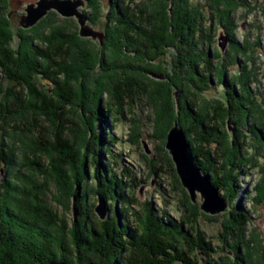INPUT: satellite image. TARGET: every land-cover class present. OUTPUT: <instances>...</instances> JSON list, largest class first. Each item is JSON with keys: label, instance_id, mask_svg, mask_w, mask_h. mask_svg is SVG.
Here are the masks:
<instances>
[{"label": "trees", "instance_id": "16d2710c", "mask_svg": "<svg viewBox=\"0 0 264 264\" xmlns=\"http://www.w3.org/2000/svg\"><path fill=\"white\" fill-rule=\"evenodd\" d=\"M88 1L101 12L99 0ZM145 1L107 0L109 11L103 25L107 42L102 50L97 45L84 48L75 30L59 24L38 42L32 35L38 26L19 29L15 49L10 19L4 13L0 15V78L10 84L0 101V264H264V244L249 229L253 211L232 203L241 189V166L253 162L243 154L251 146L244 129L254 139L258 152L264 126L257 124L263 116L248 123L256 111L253 114L232 82L226 86L224 100H207L202 95L213 79L214 65L206 46L213 37L214 9L221 0H202L209 6V26L199 13L202 5L192 6L189 0ZM3 4L0 0L4 12ZM53 12L43 21L56 14ZM99 12L93 18L96 22ZM218 19L226 28L233 23L232 19ZM88 70L97 73L91 86L85 83ZM158 72L167 74V79L159 81L147 75ZM244 78L238 82L247 90ZM173 88L180 93L178 105L173 100ZM103 94L109 96L104 104ZM134 95L154 110L152 137L162 139L164 163L153 172L169 170L179 183L176 167L163 145L176 120L202 171L214 172L213 184L231 204L230 210L222 214L218 246L200 229L199 216L214 221L220 217L202 213L181 185L184 198L180 201L179 221L167 210L155 211L151 202L142 204V212L138 213L134 209L136 200L120 195L131 208L125 213L126 223L121 224L114 214L101 219L95 204L88 200L93 189L86 178L87 160L82 155L92 146L96 154L100 144H105L108 157H114L109 146L118 142L110 129L104 137L95 134L96 122L114 119L118 114L124 119V110L134 104ZM261 97L256 101L264 102V95ZM251 104L264 112V104H256L254 99ZM77 117L81 122L76 121ZM228 119L236 125L231 138L225 126ZM139 132L138 128L134 135L139 136ZM78 135L81 142H77ZM23 139L28 141V151L25 163L18 165L15 157L20 149L21 153L25 150V145H18ZM25 164L31 170L36 167L37 175L27 174L26 170L14 173L16 165L22 168ZM91 164L103 186L102 192L97 189L94 194L99 193L106 201L109 195L118 200L129 183L117 173L112 179L103 178L96 157ZM261 171L264 174V168ZM124 174L131 171L125 169ZM35 176L44 181L52 178L57 183L64 206L69 207L73 198L76 217L67 220L59 206L50 207L43 196L46 191L36 186ZM256 191L258 195L252 199L255 207L264 204V184H258Z\"/></svg>", "mask_w": 264, "mask_h": 264}, {"label": "rangeland", "instance_id": "374dc122", "mask_svg": "<svg viewBox=\"0 0 264 264\" xmlns=\"http://www.w3.org/2000/svg\"><path fill=\"white\" fill-rule=\"evenodd\" d=\"M37 1L38 0H4V4L2 5L4 7V12L3 10H0V15L4 13L5 17L8 20L10 19V26H12L10 28H12L13 31L12 44L15 49L17 48L16 44L20 40L19 29H33V27L38 26L37 30L35 31L36 33L31 32L34 36V42H38L41 41V36H43L46 31H51L52 29L58 27L57 24L61 25L63 28L67 27L69 29L75 30L77 35L80 37L81 45L84 48L90 49L97 45L99 49L102 50V48L106 47V37L104 40V45H101L99 39H94L91 36H82L80 34V24L77 17H67L59 14L56 10H51L48 12V14L52 11L56 13L55 15H51L49 18H47L48 20L46 19L43 21L48 15L47 14L33 26L29 28H23V26L20 25V16L26 13V7L28 4L36 3ZM137 2L147 3L145 0H137ZM189 3L192 6L202 5L199 13L203 14L204 23L209 26L212 21L211 15L208 11L209 6L207 3L202 0H189ZM99 5L101 12H99L98 8L95 5H92V3H90L88 0H84V5L79 7L78 10L88 17L87 23L94 30L104 31L103 25L106 21L105 15L109 11L108 2L107 0H99ZM98 12V22H96L93 18H95ZM214 13L218 18H223V21L232 19L233 23H229L227 28L224 25V28L216 16L213 18L215 22H213V37L211 40H209L206 46L211 62L214 65L213 77H211V79H213L210 80L211 83L208 82L209 90L204 91L202 95L207 100H224L227 89L226 86L232 82L235 85L236 93L239 95V97L245 99V101H247V103L253 109V114H255L256 111L255 117H250L248 123H255L257 116H263V119H261L257 125L264 126V112L262 111L263 108L261 107L260 109V107L258 108L251 104L252 99H254L256 104L258 103L261 106L264 104V102L258 101L262 98L261 96L264 95V0H237V2L232 3H227L225 0H221V2L215 6ZM221 35H225L228 38L225 49H222V47L219 45ZM170 56L171 55L169 52L167 59ZM95 71L96 70H88L90 75L85 78V83L87 86H91L94 83L95 77H97V73ZM147 75L159 81L167 79V74L163 72L151 73ZM242 76L245 77L243 81H246L249 86L247 90L243 88V86H241L238 82L241 78H243ZM146 81L149 82V80ZM41 82L44 83V80H41ZM150 82L152 81L150 80ZM8 85L10 84L6 82V79L0 78V91L8 88ZM77 85L79 87L80 84L77 83ZM249 93L252 95H249ZM179 96L180 93L178 89L173 88V100L176 105H178ZM3 97L4 91L2 93L0 92V101ZM108 98L109 96L107 94H103L102 103L104 104ZM256 98H258L257 101ZM134 104H132L131 107L128 106L124 110V119H122V117L118 114L114 117V119L109 117L105 120L103 119L100 122H96L94 127L95 134L104 137L106 130L110 129L117 137L118 142L117 144L111 143L112 146H109L114 151V157H108V153L105 151V144H100L99 149L96 148V154L94 151L95 148L92 146L90 147V151L86 150V152L82 155L87 160L86 178L89 180L88 184L95 191L97 189L99 192L103 191V186H101L102 182L100 183L99 180H97L98 173L96 172V167L91 164L92 158L96 157L100 161L102 172L101 176L103 178H107L108 176L110 178L113 173H117L119 178L129 183V187H124L122 189L118 200H115L110 195L109 199H107V201L105 200L107 216L114 214L118 217V220L121 224L126 223L125 213L131 212V208L128 201L122 200L120 196L122 195L124 199L128 200L127 196H129L131 197V200H136V207L134 209L135 211L137 210L138 213L142 212V204L151 202L155 211H161V209L167 210L171 217L179 221L182 217L180 201L182 202L181 199L182 197L184 198V194L181 191L180 185L182 187L183 185L181 184L179 177V183H176L169 170L165 169L163 172L161 171L158 174L153 172L156 170L155 167L164 163V159L162 161L164 154L160 149L162 147V139L152 137L155 133L153 120L154 110L150 106L148 107L145 105L144 100L137 95H134ZM102 114L105 113L103 112ZM76 121L79 123L81 122V119L77 117ZM225 126L228 133L227 135H229L231 138V134H234V127L236 125H233L228 119L226 120ZM138 128L140 129V134L139 136H136L134 134ZM241 128L240 130L242 131L243 127ZM244 131L246 132L244 136L247 138V141L251 146L245 148L243 154L252 158L253 162L241 166V189L239 195H236L232 203L235 205L241 204L247 210L251 209L253 211L249 229H252L255 237H257V239L262 241L264 244V204H259L257 207H255L254 200L252 201V199L256 198L258 195L256 191L258 184H264V181H262L264 174L261 171V169L264 168V132L263 138L261 139L263 143L260 142V145L257 147L259 149L258 153L257 150L255 151L254 149V146L256 145L254 139L251 140L250 135H248L250 134L249 131L246 129H244ZM167 135L163 145L167 154L171 158L172 156L169 150L166 149ZM93 140L95 141V139ZM77 142H81L79 135ZM27 143V139H23V142L18 143V145L21 146L25 145V150L21 153L19 151H22V149H20L18 151V155L15 157V161H17L18 165L23 164L26 161L24 157L25 151H28V148L26 147ZM82 144L84 145L82 146ZM82 144L80 145V149L81 151H84L85 143L83 142ZM151 159L153 161H151ZM155 161H158L159 163ZM244 161H246L245 158ZM165 163H167L166 160ZM18 165H16L14 173L19 170H26L27 174L37 175L39 171L36 167L32 168L31 170V167L28 164H25V167L22 168ZM125 169L130 170L131 174H124ZM31 171L33 173H31ZM204 173L211 179L214 178V172ZM31 177H33V175ZM10 178L14 179V175H12ZM38 178L39 181L37 183ZM34 179L36 180V186L39 189L41 186L43 190L46 191V194L43 196L45 197L46 202L48 201V205L50 207L59 206L60 213L64 215L67 220L71 221L74 216L76 217L75 200L73 198L71 199L69 207L61 204L57 183H55L52 178H48L44 181L42 177L35 176ZM99 179L102 180V178ZM110 179H112V177ZM15 182L17 183V180H15ZM21 184L23 185L24 183ZM123 184L124 182L122 185ZM93 190L89 191L90 193L88 195V200L90 203H94V208H96L99 204V198H104V196L100 195L99 193L94 194ZM188 194L189 193H187V195ZM246 197L248 199H246ZM56 199H58L59 202ZM168 201L170 202L168 203ZM201 203V196L198 194V199L195 204L200 207ZM228 205L231 204L228 202ZM229 210L230 209L228 207L225 211L216 215H211L201 210L202 213L209 215V217H220L219 221H214L209 220L203 215L199 216L200 229L204 232L207 239L213 242L214 246H218L219 243L218 233L220 231V221H222V214L228 212ZM186 227L187 226H185V228Z\"/></svg>", "mask_w": 264, "mask_h": 264}, {"label": "water", "instance_id": "95a60500", "mask_svg": "<svg viewBox=\"0 0 264 264\" xmlns=\"http://www.w3.org/2000/svg\"><path fill=\"white\" fill-rule=\"evenodd\" d=\"M84 5V0H38L36 3L28 4L26 13L20 16V25L29 28L45 17L49 11L56 10L59 14L67 17H77L80 24V34L85 37L99 39L104 45L105 32L94 30L88 23V17L78 10ZM228 38L221 35L219 45L222 49L227 46ZM157 76V75H156ZM147 148V147H146ZM166 149L171 154L176 172L183 187L188 191L191 200L196 203L198 194L202 203L200 208L211 215H216L228 208V202L220 196L219 189L213 184L212 179L206 175L198 165L194 156L192 146L188 137L176 120L167 135ZM96 213L101 219L106 218V202L103 197L99 198ZM47 264H68L64 261H50Z\"/></svg>", "mask_w": 264, "mask_h": 264}]
</instances>
